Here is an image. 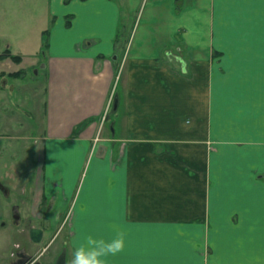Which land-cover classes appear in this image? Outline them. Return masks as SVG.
Segmentation results:
<instances>
[{"label":"crops","instance_id":"0c3cea01","mask_svg":"<svg viewBox=\"0 0 264 264\" xmlns=\"http://www.w3.org/2000/svg\"><path fill=\"white\" fill-rule=\"evenodd\" d=\"M5 2L46 71L31 254L66 227L47 259L122 231L107 264H264V0Z\"/></svg>","mask_w":264,"mask_h":264},{"label":"rangeland","instance_id":"374dc122","mask_svg":"<svg viewBox=\"0 0 264 264\" xmlns=\"http://www.w3.org/2000/svg\"><path fill=\"white\" fill-rule=\"evenodd\" d=\"M10 9L8 2L0 8V35H3L0 38V55L5 56L0 59V185L8 189V194L0 189V264H11L15 261V251L18 249L14 245L16 242L26 245L27 252L33 253L29 247L31 244L26 239L31 227L26 219L29 211V202L26 199L35 194L31 193L32 186L39 185L42 177L39 170L41 155L38 143L42 134L40 118L46 76L41 59L34 64H21L20 57L18 61L13 60V55L7 48L10 44L13 52L16 51L13 45L15 39L10 37L13 35L9 24ZM3 79H6L5 85L1 83ZM49 203L51 206L52 202ZM18 204L24 222L15 226L11 214L12 208ZM66 234V227L60 228L44 251L41 261L53 264L54 260L46 257L54 256Z\"/></svg>","mask_w":264,"mask_h":264},{"label":"clouds","instance_id":"9594fccd","mask_svg":"<svg viewBox=\"0 0 264 264\" xmlns=\"http://www.w3.org/2000/svg\"><path fill=\"white\" fill-rule=\"evenodd\" d=\"M126 244L125 233L120 231L108 238L79 233L74 242L70 264H107V257L121 252Z\"/></svg>","mask_w":264,"mask_h":264},{"label":"flooded vegetation","instance_id":"af4514ba","mask_svg":"<svg viewBox=\"0 0 264 264\" xmlns=\"http://www.w3.org/2000/svg\"><path fill=\"white\" fill-rule=\"evenodd\" d=\"M2 84H6V79H3L1 81ZM113 105V102H112ZM112 107L111 106V112H112ZM0 189L1 191H3L5 194H8V189L4 186V185H0ZM19 208V204L16 207H13L12 209V220L15 226H19L21 224V222H24V220L22 219L21 215H20V211L18 210ZM31 227H29L30 229ZM29 229H28V234L26 236V239L28 238L29 242L30 241V237H29ZM17 250L15 251V261L11 262V264H30L32 263L34 260H36V262H39L41 264H45L43 261H41V256L38 255H33L31 253L27 252V246L23 245L22 243H18L17 244ZM65 253L66 250L64 248H62L58 254V256L54 259L53 264H62V261L65 259ZM35 262V261H34Z\"/></svg>","mask_w":264,"mask_h":264},{"label":"water","instance_id":"95a60500","mask_svg":"<svg viewBox=\"0 0 264 264\" xmlns=\"http://www.w3.org/2000/svg\"><path fill=\"white\" fill-rule=\"evenodd\" d=\"M117 104H118V98L117 96L114 97L113 100V107H112V111L114 112L117 109ZM29 237H30V241L33 244H38L41 242L42 237H43V231L39 228H30L29 229ZM35 261V262H34ZM32 263L30 264H41L39 262H36V260H34ZM25 264V263H23ZM62 264H65V259L62 261Z\"/></svg>","mask_w":264,"mask_h":264},{"label":"trees","instance_id":"16d2710c","mask_svg":"<svg viewBox=\"0 0 264 264\" xmlns=\"http://www.w3.org/2000/svg\"><path fill=\"white\" fill-rule=\"evenodd\" d=\"M2 57H5V56L0 55V59H1ZM12 58H13L14 61H18V59H19V57H16V56H12Z\"/></svg>","mask_w":264,"mask_h":264}]
</instances>
